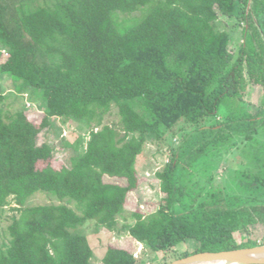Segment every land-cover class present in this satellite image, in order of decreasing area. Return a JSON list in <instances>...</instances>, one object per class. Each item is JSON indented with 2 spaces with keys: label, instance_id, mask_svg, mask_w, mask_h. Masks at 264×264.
<instances>
[{
  "label": "trees",
  "instance_id": "obj_1",
  "mask_svg": "<svg viewBox=\"0 0 264 264\" xmlns=\"http://www.w3.org/2000/svg\"><path fill=\"white\" fill-rule=\"evenodd\" d=\"M146 5L142 18L118 28L126 19L114 12ZM218 12L246 22L236 53L215 27ZM5 76L42 91L48 124L56 115L88 130L69 166L54 168L40 127L24 110H8ZM249 86L260 88L258 102L246 99ZM112 105L128 137L121 146L112 126L91 127ZM166 132L180 141L155 173L160 207L131 212L128 234L154 252L195 243L174 259L264 244V0H0V219L11 203L17 212L0 264H94L83 228L124 217L137 157ZM234 137L236 164L213 179L203 164ZM38 192L57 201L27 203ZM136 262L124 246L108 245L101 257Z\"/></svg>",
  "mask_w": 264,
  "mask_h": 264
},
{
  "label": "rangeland",
  "instance_id": "obj_2",
  "mask_svg": "<svg viewBox=\"0 0 264 264\" xmlns=\"http://www.w3.org/2000/svg\"><path fill=\"white\" fill-rule=\"evenodd\" d=\"M42 2L43 0H37V3ZM147 10L148 6L146 5L131 13H123L119 11L114 12V18L119 16V21L124 18L126 19L124 25L122 27L118 26V28L120 30L126 29L128 26L142 18ZM245 25L246 22L235 17L234 14L227 16L218 12V17L215 20V27L218 30L226 31L229 34L230 41L228 48L233 53L237 52L239 45L243 41L242 28ZM2 83L3 91L6 94L8 110H24L27 117L40 127L37 139L38 143L47 141L52 146V166L56 169H59L63 165L69 166L70 159L76 152L74 149L75 142L80 137L85 144L89 136L88 130L79 129L78 125L74 122L63 124L56 115L49 118L48 124V121H44L45 102L40 89H31L26 87L23 83L17 85V83L13 82L7 76L3 78ZM259 96L260 88L249 86L246 99L252 102H258ZM221 117L222 116H220V118ZM104 124H108L114 128L117 144L119 146L123 145L128 140V137H124L120 115L115 105H112L110 111L99 121H92L91 127L98 129ZM180 126L186 127L189 130L192 129L184 122L182 123V121L178 124V127ZM239 138L241 139V137H234L231 144L218 151L211 159H209L211 162L203 164V166L211 168L213 179H218V177L226 171V168L235 166L238 152L237 149L240 145ZM179 141V134L173 135L170 132L165 133L164 142L160 145L157 140L155 141L153 138H149L144 145L142 153L137 157L136 171L138 185L136 189L129 192L127 195L125 211L123 213L124 217H117L115 224L110 228L101 227L98 230H95L92 223L87 224L83 228V232L86 234L93 251L91 258L92 263L101 264V257L108 245L124 246L132 250L133 253H136L135 258L137 264H160L163 260L172 258L175 252L184 251L186 249L192 250L194 248V242H182L175 248V251L168 253L154 252L144 244L135 241L127 232V226L132 221L130 218L131 212L139 211L146 215L160 207L162 193L159 188V180L155 173L161 170L170 160L171 148L176 147L179 144ZM105 180L122 182L121 180L109 177H105ZM52 201L56 202L57 200L45 193L38 192L29 198L27 203L39 204ZM12 205L14 204L11 203L6 207L3 217L0 219V246L7 242V226L11 222L12 215L17 214V212L10 209V206ZM259 227L254 229V234L260 235L261 230ZM244 237L245 235L243 234L235 233V238L238 241L244 240ZM187 241L189 240L187 239ZM172 260H174V258H172Z\"/></svg>",
  "mask_w": 264,
  "mask_h": 264
},
{
  "label": "water",
  "instance_id": "obj_3",
  "mask_svg": "<svg viewBox=\"0 0 264 264\" xmlns=\"http://www.w3.org/2000/svg\"><path fill=\"white\" fill-rule=\"evenodd\" d=\"M219 261L221 264H264V244L220 251H201L176 258L169 264H201Z\"/></svg>",
  "mask_w": 264,
  "mask_h": 264
},
{
  "label": "bare ground",
  "instance_id": "obj_4",
  "mask_svg": "<svg viewBox=\"0 0 264 264\" xmlns=\"http://www.w3.org/2000/svg\"><path fill=\"white\" fill-rule=\"evenodd\" d=\"M201 264H221L219 261H213V262H203Z\"/></svg>",
  "mask_w": 264,
  "mask_h": 264
},
{
  "label": "built area",
  "instance_id": "obj_5",
  "mask_svg": "<svg viewBox=\"0 0 264 264\" xmlns=\"http://www.w3.org/2000/svg\"><path fill=\"white\" fill-rule=\"evenodd\" d=\"M133 255L135 256V255H136V253L134 252V253H133Z\"/></svg>",
  "mask_w": 264,
  "mask_h": 264
}]
</instances>
